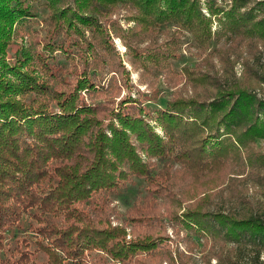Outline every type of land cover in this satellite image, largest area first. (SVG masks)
<instances>
[{
	"label": "trees",
	"instance_id": "1",
	"mask_svg": "<svg viewBox=\"0 0 264 264\" xmlns=\"http://www.w3.org/2000/svg\"><path fill=\"white\" fill-rule=\"evenodd\" d=\"M45 1L50 25L54 32L64 31L65 40L49 37L46 55L18 49L7 62L16 26L33 15L24 0H0V250L4 234L24 215L33 221L35 246L30 252L27 238L16 240L0 264H108L100 253L119 264L173 262L167 251H154L165 235L163 222L178 224L180 217L191 234L252 244L258 259L264 252V206L240 215L209 207L227 185H232L230 198L240 193L237 183L248 180L264 200V154L253 147L264 140V99L252 91L264 84V66L258 74L245 63L241 78L228 83L236 63L231 54L264 48V14L257 15L264 0L250 8L246 0H232L227 10L207 0L210 18L200 0ZM117 6L133 13L135 26L124 37L131 63L141 62L131 38L142 40L172 24L203 49L212 36L229 37V45L218 51L221 75L207 53L203 70L183 68L190 95L174 97L153 114L128 96L119 103H87L85 96L99 88L102 71L114 73L111 83L120 87L123 67L104 28ZM211 17L219 23L214 34ZM73 46L78 59L71 71L52 54L70 55ZM148 58L159 64L167 57ZM138 151L162 167L154 173ZM231 176L241 178L231 181ZM132 177L145 181L144 196L125 211L120 226H112L108 197ZM38 252L44 255L41 262L32 259Z\"/></svg>",
	"mask_w": 264,
	"mask_h": 264
},
{
	"label": "rangeland",
	"instance_id": "2",
	"mask_svg": "<svg viewBox=\"0 0 264 264\" xmlns=\"http://www.w3.org/2000/svg\"><path fill=\"white\" fill-rule=\"evenodd\" d=\"M246 1L248 8H250L259 0ZM67 2L73 5V0H67ZM206 2L207 0H200L203 14L205 17L210 18L209 12L206 10ZM231 2L232 0H215L216 6L223 10L229 9ZM24 3L29 6L33 16L21 20L16 26L14 40L5 54L7 62L14 60L18 49L19 51L21 49L29 51L31 55H35L38 52L46 55L48 50L44 47L50 42L49 37H53L52 39L55 41L65 40V37H62L64 31L54 32L50 25L49 10L45 0H24ZM262 13L264 14V8L257 15ZM132 14L127 8L117 6L115 12L107 17V20L109 19L107 21L108 25L104 27L108 31L109 39L123 67V71L119 76L120 82L117 83V86H120L119 89L116 90L113 86L114 84L111 83L115 79L113 78L115 76L114 73L106 74L102 71L100 73L103 74V78L101 79L102 76L96 78L99 88L85 96L87 103L103 102L106 99H112L114 102L119 103L121 99L128 96L131 100L139 101L153 114L154 110L164 108L166 102L174 99V97L190 95L189 87L185 83L183 68L187 67L194 72L198 71V69L203 70V58L207 53L212 55L215 70H218L221 75L218 51L223 46L229 45V37L227 38V35H223L220 38L212 36L207 47L203 49L187 30L178 29L172 24L161 26L157 32L146 35L142 40L138 37L135 39L131 38L130 41H133V47L140 52L141 58V62L131 63L134 57L131 51H128L124 37L130 35V30L135 26L131 18H129ZM112 23L115 24L111 27ZM218 29L219 23L211 17L212 34L216 33ZM113 30L119 32L121 36L115 35ZM85 37L92 40L88 30H85ZM72 52L70 55H64L57 50L53 52L52 56L56 58L59 65H62L66 70L73 71L72 65L78 59L76 57V46L72 47ZM152 54L167 58L157 64L154 60H149L148 57H151ZM88 55L90 58L92 57L91 50H89ZM229 58L236 61L233 65V73L228 78V83L230 84L241 78L244 73L245 63L258 74L262 72L264 48L250 53L244 51L241 56L231 54ZM97 65L95 64L96 69H101L98 63ZM90 71L92 72V70ZM252 91L258 98L264 99V84L261 86L256 85ZM26 98L29 97L25 96L24 99ZM149 123L151 125L154 124L152 121H149ZM155 130L161 134L160 128L156 127ZM253 147L256 149L255 151L264 154V140H257ZM138 152L143 161L154 165V173L162 167V163L158 162L157 159L148 158L141 151ZM238 178H241V176L230 177L231 181ZM231 186L227 185L225 187L227 189L213 201L209 211L240 215L250 209L256 212L264 206V200L259 194L260 188L250 180L243 185L237 183L240 193L229 198L228 194L233 191ZM144 187L145 181L143 179L132 177L129 183L123 184L117 191L109 195L108 203L109 208L112 209L110 215L112 226H120L123 223L125 211L135 201L143 198ZM262 218L264 219V207ZM183 220L185 221L184 218L180 217L179 221L182 222L178 224L168 220L163 222L165 235L154 252L161 255L162 252L167 251L173 262L165 259L160 264H179L182 260L185 264H264V252H261L259 258L256 259L257 249L252 244L248 242L215 241L210 236L191 234L185 229ZM54 221L56 220L51 219V222ZM30 224H33L31 217L24 215L17 227L4 234L5 240L3 248L0 250V258L9 257L16 246V240L22 238H27L29 243H31L27 248L30 252L35 250L34 236L29 230ZM193 231L196 232L194 227ZM96 254L95 252L94 255ZM100 255L106 259L108 264H119L102 253ZM179 257L181 260H179ZM32 259L37 260L36 262H41L44 260V255L38 252L32 256Z\"/></svg>",
	"mask_w": 264,
	"mask_h": 264
}]
</instances>
